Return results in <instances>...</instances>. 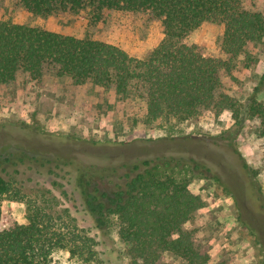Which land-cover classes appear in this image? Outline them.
I'll return each mask as SVG.
<instances>
[{"label": "trees", "instance_id": "trees-1", "mask_svg": "<svg viewBox=\"0 0 264 264\" xmlns=\"http://www.w3.org/2000/svg\"><path fill=\"white\" fill-rule=\"evenodd\" d=\"M20 2L28 12L41 17L64 12L77 14L88 9L92 19L99 21L102 11L108 9L148 13L159 19L163 39L141 59L129 56L115 45L90 38L0 21V85L11 83L18 73L36 80L49 70L56 77L69 78L75 85L91 83L113 88L123 98L136 91L145 102L147 122L190 121L213 104L233 109L226 96L215 101L220 85L215 62L182 42L190 31L204 22L222 25L223 48L231 55L241 53L248 43L264 40L261 15L244 10L240 0ZM263 91L264 72L252 89L246 109L264 138V105L256 100ZM233 119L236 128L227 131L224 138L232 146L243 121L239 115H233ZM233 150L243 160L235 147ZM8 169L70 179L95 232L79 227L68 208L61 207V213L51 216L45 207L26 200V223L0 231V264H50L49 256L55 248L66 250L70 257L86 264L102 263L101 256L105 255L107 262L113 261L117 259L111 238L113 222L118 226L119 239L128 245L131 264H164L160 261L162 254L187 264H208L195 247L192 233L182 228L202 204L189 186L194 179L210 172L193 157L159 154L119 163L83 164L74 158L9 152L3 147L0 172L6 173ZM249 175L254 182L255 175ZM8 189V182L0 176V195ZM45 221L56 227L50 241L44 239L42 232ZM102 246L107 251L98 252Z\"/></svg>", "mask_w": 264, "mask_h": 264}, {"label": "rangeland", "instance_id": "rangeland-1", "mask_svg": "<svg viewBox=\"0 0 264 264\" xmlns=\"http://www.w3.org/2000/svg\"><path fill=\"white\" fill-rule=\"evenodd\" d=\"M240 1L244 10L259 13L264 22V0ZM0 21L112 44L137 59L163 39L159 19L127 10L104 9L99 21L92 19L88 9L41 17L28 12L20 0H0ZM182 42L215 62L220 80L215 101L226 96L233 111L213 104L190 121L147 122L145 102L136 91L123 98L113 88L75 85L49 70L36 80L18 73L11 83L0 85V149L74 158L83 164L119 163L159 154L193 157L210 172L191 182L189 190L202 204L182 228L192 233L195 247L208 264H264V138L257 121L246 114L248 98L264 72V40L248 43L237 55L227 54L222 25L204 22ZM256 100L264 105V91ZM233 115L243 118L234 146L224 139L227 131L236 128ZM18 171L0 172L9 184L0 195V231L26 223V200H30L51 216L61 213V207L68 208L79 227L95 232L70 179ZM249 173L255 175L254 182ZM43 226L44 239L50 241L56 227L47 221ZM111 238L117 259L107 262L105 255L102 263L87 264H131L116 222ZM49 260L50 264H86L56 248ZM160 261L187 264L168 254H162Z\"/></svg>", "mask_w": 264, "mask_h": 264}]
</instances>
